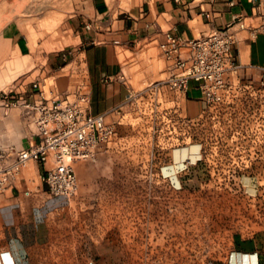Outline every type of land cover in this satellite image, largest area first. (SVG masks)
Returning a JSON list of instances; mask_svg holds the SVG:
<instances>
[{
  "label": "rangeland",
  "instance_id": "1",
  "mask_svg": "<svg viewBox=\"0 0 264 264\" xmlns=\"http://www.w3.org/2000/svg\"><path fill=\"white\" fill-rule=\"evenodd\" d=\"M79 1L0 0V91L24 78L38 81L45 96L71 92L68 63L78 60L81 49L80 28L71 27ZM142 2L113 0L108 7L123 15ZM241 77L246 81L238 88L246 93L232 98V112L198 129L199 162L168 161L175 128L163 129L171 138L162 142L144 126L124 130L123 138L113 135L94 160H78L76 194L50 195L70 247L115 244L122 264H205L264 231V179L261 192L249 196L238 180L244 170L264 173V86L258 72ZM253 122L259 133L248 147ZM232 132L237 137L230 140ZM179 142L191 144L188 138ZM100 170L106 175L98 176Z\"/></svg>",
  "mask_w": 264,
  "mask_h": 264
},
{
  "label": "crops",
  "instance_id": "2",
  "mask_svg": "<svg viewBox=\"0 0 264 264\" xmlns=\"http://www.w3.org/2000/svg\"><path fill=\"white\" fill-rule=\"evenodd\" d=\"M112 1L80 0L76 5L71 27L80 28L77 37L81 49L78 60L68 63L71 91L79 83L89 88L90 111L102 114L105 121L113 125L114 137L123 138L124 130L131 132L144 126L150 128L157 140L168 141L171 137L164 136L163 130L168 121L166 115L196 119L200 129L205 103L198 88H189L183 96L153 93L150 87L167 74L168 62L158 46L162 33L170 30L183 38H193L210 29L227 26L234 16H241L246 23H258L264 0H143L141 7L123 15L110 12L108 3ZM85 23L91 24L90 29H84ZM236 59L242 72L256 73L264 69V31L255 34L238 31ZM17 85L20 91L17 96L21 98L18 104L4 109L0 101V148L6 159L13 151L37 140L32 122L34 110L22 103L32 104L40 95L24 78ZM49 93L63 97L72 92ZM252 125L248 147L255 145L259 133L255 122ZM235 137L232 132L229 138ZM173 139L177 142L168 147L167 154L168 161L174 163L197 155L202 144L199 138L196 144L182 145L179 131ZM184 147L188 148L183 151ZM247 155L252 158L250 153ZM74 165L80 167L78 161ZM41 173V164L29 160L0 191V264H89V261L122 264L121 250L115 244L70 247L65 220L59 215L57 201L47 193ZM104 175L106 172L100 170L98 176ZM261 179L264 173L254 169L238 175L246 196L261 192ZM228 254L205 264H248L256 258L259 264H264V231L255 232L251 240L231 252L230 259Z\"/></svg>",
  "mask_w": 264,
  "mask_h": 264
},
{
  "label": "built area",
  "instance_id": "3",
  "mask_svg": "<svg viewBox=\"0 0 264 264\" xmlns=\"http://www.w3.org/2000/svg\"><path fill=\"white\" fill-rule=\"evenodd\" d=\"M205 16L209 17V14L205 13ZM259 17L258 23H246L241 16H234L233 22L227 26L210 29L193 38H183L170 30L163 31L158 46L160 54L168 62L167 74L150 85L152 92L185 96L189 88L196 87L205 103L200 116L202 125L206 122L219 124L221 114L232 112V98L246 93L238 88L246 81L241 77V66L236 59L238 31L246 30L250 34L264 31V10ZM90 27V23L84 24V29ZM258 75L259 84L264 86V69L258 71ZM17 86L0 91L4 109L18 104L21 99L17 96L20 92ZM31 88L38 92L40 98L32 104H22L30 105L34 110L32 122L37 140L28 147L13 151L9 159L0 148V191L10 184L27 161L35 160L42 166L41 177L47 193L72 197L78 186L74 163L94 160L98 148L111 139L115 128L105 121L102 114L90 111L89 88L83 83L77 84L72 93L63 97L45 96L43 87L35 80L31 81ZM166 118L168 133L175 128L179 131V141L188 138L196 144L199 139L198 120L196 122V119L190 120L186 116L176 119L172 115H166ZM200 160L202 157L195 155L194 159L187 157L184 161L197 163ZM233 251L229 252V259ZM89 264L93 262L89 261ZM248 264H259V261L256 258L255 262Z\"/></svg>",
  "mask_w": 264,
  "mask_h": 264
},
{
  "label": "bare ground",
  "instance_id": "4",
  "mask_svg": "<svg viewBox=\"0 0 264 264\" xmlns=\"http://www.w3.org/2000/svg\"><path fill=\"white\" fill-rule=\"evenodd\" d=\"M254 262V261H253Z\"/></svg>",
  "mask_w": 264,
  "mask_h": 264
}]
</instances>
